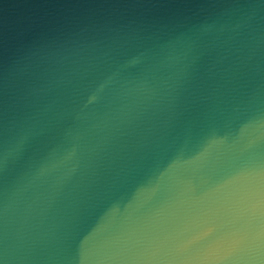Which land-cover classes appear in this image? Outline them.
I'll list each match as a JSON object with an SVG mask.
<instances>
[{
    "label": "water",
    "instance_id": "obj_1",
    "mask_svg": "<svg viewBox=\"0 0 264 264\" xmlns=\"http://www.w3.org/2000/svg\"><path fill=\"white\" fill-rule=\"evenodd\" d=\"M0 264H264V0H0Z\"/></svg>",
    "mask_w": 264,
    "mask_h": 264
}]
</instances>
